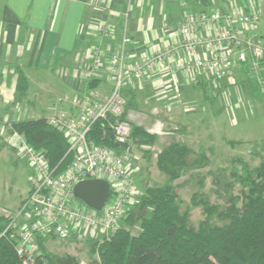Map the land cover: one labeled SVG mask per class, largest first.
<instances>
[{
  "label": "built area",
  "instance_id": "built-area-1",
  "mask_svg": "<svg viewBox=\"0 0 264 264\" xmlns=\"http://www.w3.org/2000/svg\"><path fill=\"white\" fill-rule=\"evenodd\" d=\"M259 19L260 12L251 5L185 15L177 25L175 39L142 60H132L123 49L91 45L87 77L105 72L113 83L110 92L93 97L77 95L71 102L74 110L63 108L60 100L49 107L47 117L68 142L67 154L72 155L69 165L58 171V166L49 164L46 152L29 144L18 131L11 130L5 139L30 168L28 196L5 230H14L13 235L20 237L18 253L24 257V264H34L30 251L36 249L39 237L86 243L110 238L128 209L139 201L142 193L135 180L141 171V156L134 149V126L126 115L127 92L136 81L160 71L168 76L169 86L177 95L179 74L190 76L194 83L205 75L216 89L224 80L238 85L237 76L243 72L263 83L264 37L258 33ZM98 30L107 37L112 26L99 24ZM98 120L106 123L120 149L98 144L92 138ZM90 179L105 180L110 186L101 210L89 207L75 195V185Z\"/></svg>",
  "mask_w": 264,
  "mask_h": 264
},
{
  "label": "crops",
  "instance_id": "crops-1",
  "mask_svg": "<svg viewBox=\"0 0 264 264\" xmlns=\"http://www.w3.org/2000/svg\"><path fill=\"white\" fill-rule=\"evenodd\" d=\"M244 5H251L260 15L264 14V0H0L1 138H5L4 128L15 121L47 118L51 114L49 107L60 100L63 108L74 110L71 102L77 95L93 97L95 93L106 95L110 92L111 87H104L109 81L105 72L87 77L85 67L90 61L88 51L91 45L123 49L132 60H142L149 52L161 49L175 39L177 23L185 15L211 9L227 12ZM99 24L112 26L110 36L99 33ZM52 71L60 82L61 93H57V98L46 108L45 116H36L34 102L27 95L30 82L36 74ZM21 74L28 82V91L22 102L15 99L16 83ZM241 74L248 80L243 82L242 77V81L234 86L224 80L218 89L205 75L198 76L194 83L190 76L179 74V94L174 99L168 76L155 71L136 81L127 92L128 101L133 104L127 115L132 123L146 127L145 120L140 121L138 116L141 104L152 111L156 102H160L168 111L174 110L165 113L163 119L178 124L182 120L180 128L192 129L197 111L214 109L216 100L227 105L230 100L243 99L251 109L264 108V100L258 97L260 93L264 96V74L262 84L254 81L247 72ZM23 102L33 103L24 111L18 107ZM170 105L171 109L168 108ZM186 105H192L194 109L190 111ZM19 114L23 118H17ZM163 124L158 121L159 129ZM194 124L198 126L200 123ZM149 131L157 135V141L151 147L156 157L172 141H163L165 134H169L167 132ZM179 140L191 145L181 138ZM156 146L160 147L158 152Z\"/></svg>",
  "mask_w": 264,
  "mask_h": 264
},
{
  "label": "trees",
  "instance_id": "trees-1",
  "mask_svg": "<svg viewBox=\"0 0 264 264\" xmlns=\"http://www.w3.org/2000/svg\"><path fill=\"white\" fill-rule=\"evenodd\" d=\"M27 90L28 82L21 74L15 99L24 98ZM132 105L128 101L126 115ZM133 126L137 147L156 143V133ZM11 127L36 149L44 150L49 164L58 166V171L71 162L64 134L47 118L15 121ZM92 138L98 144L120 149L102 120L95 123ZM209 164L203 147L196 149L182 141L164 146L156 155V165L166 176V183L145 185L117 231L108 239L91 242L98 251V264H264V160L251 165L238 157L230 161L228 172L214 174L222 202L212 201L203 191L206 177L201 170ZM191 172H196L199 189L191 191L190 205L183 208L181 186L176 181ZM190 207L202 210L203 218L197 224L191 220ZM10 220L0 214V264H24V257L18 253L20 237L13 235L14 230L5 232ZM134 227L139 228L138 233L132 232ZM45 239H37L36 255L30 251L34 264H80L72 255L51 254L43 245Z\"/></svg>",
  "mask_w": 264,
  "mask_h": 264
},
{
  "label": "rangeland",
  "instance_id": "rangeland-1",
  "mask_svg": "<svg viewBox=\"0 0 264 264\" xmlns=\"http://www.w3.org/2000/svg\"><path fill=\"white\" fill-rule=\"evenodd\" d=\"M212 11L211 9L207 12L210 13ZM258 27V33L264 37V14L260 15ZM242 77L243 82L248 80L244 74L239 73L237 76L238 81H242ZM59 83L53 71L43 75L36 74L35 79L31 80L30 91L27 90V95H30L34 102V115L45 116L47 114L46 108L57 98V93H61ZM112 85L113 83L108 81L104 87L108 89V87L112 88ZM172 94L177 96L174 91ZM258 97L264 100V96L261 93ZM23 100L24 98L22 97L19 101L22 102ZM32 103L23 102L18 107L25 111L29 109ZM156 103L157 106L153 108L155 111H150V107L141 104L142 110L139 111L140 113L137 112L141 118L140 121L145 120L146 127L140 126L148 131L153 129V131L159 130V132L169 133L165 134L167 136L162 138L163 141H180L179 138H181L193 145L194 148L203 147L207 151L210 157V164L202 169L201 172L206 177L203 191L211 196L212 201H223L222 198L218 197L214 174L218 175L220 172H228L227 169L230 167L231 160L242 157L251 165H259L264 160V108L260 110L257 108L251 109L246 106L243 99H240V101L230 100L227 105H221L216 100L214 109L210 111L207 109L200 111L199 109L197 111L192 121L200 124L195 126L193 122L192 125L194 127L190 129L189 127H179L182 124V120L178 124L174 121L170 122L163 119L165 113H173L174 110L168 111L164 103ZM171 107L172 105L170 109ZM186 107L190 111L194 109L192 105H186ZM29 111L27 114H29ZM17 118H23L22 114H19ZM202 118H205V120L202 121ZM159 120L164 123L161 129L157 126ZM133 124L137 125L135 122ZM11 130V126L4 128L5 138H0V214L10 218L16 216L22 201L28 196L30 190V168L26 159L15 152L7 143L5 144V139L9 137ZM159 148V146H156L155 151L158 152ZM134 149L141 156L139 161L141 171L137 174L135 180L139 191L143 193L147 184H165L167 178L158 169L155 152H153L151 146L139 148L135 144ZM195 173L184 174L182 178L176 181L181 186L179 187V192L183 200V208L190 205L191 191L199 189L196 178H194ZM190 210L191 220L197 224L203 218L202 210L200 207H190ZM17 222H20V220ZM132 232L138 233L139 228H132ZM43 245L51 254L57 255V257L72 255L80 264L99 263L98 251L91 243L73 239L46 238L43 240ZM38 252L39 249L36 246L33 254L36 255Z\"/></svg>",
  "mask_w": 264,
  "mask_h": 264
},
{
  "label": "water",
  "instance_id": "water-1",
  "mask_svg": "<svg viewBox=\"0 0 264 264\" xmlns=\"http://www.w3.org/2000/svg\"><path fill=\"white\" fill-rule=\"evenodd\" d=\"M74 192L86 205L101 210L109 197L110 186L102 179L83 180L75 185Z\"/></svg>",
  "mask_w": 264,
  "mask_h": 264
}]
</instances>
